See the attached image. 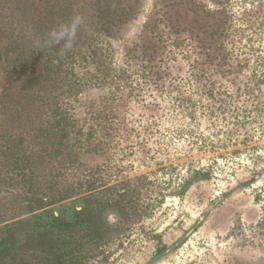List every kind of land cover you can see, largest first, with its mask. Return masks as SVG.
<instances>
[{
    "label": "rangeland",
    "instance_id": "obj_1",
    "mask_svg": "<svg viewBox=\"0 0 264 264\" xmlns=\"http://www.w3.org/2000/svg\"><path fill=\"white\" fill-rule=\"evenodd\" d=\"M67 1L90 30L96 3L126 11L89 39L110 71L88 76L74 103L81 125L109 132L65 176L72 203L55 206H102L103 253L90 264H264V0L0 8Z\"/></svg>",
    "mask_w": 264,
    "mask_h": 264
},
{
    "label": "trees",
    "instance_id": "obj_2",
    "mask_svg": "<svg viewBox=\"0 0 264 264\" xmlns=\"http://www.w3.org/2000/svg\"><path fill=\"white\" fill-rule=\"evenodd\" d=\"M66 3L0 8V201L8 199L0 203V264H90L103 253L102 206L93 209L91 196L70 214L55 206L72 203L75 190L65 176L109 132L81 125L87 121L74 103L88 76L105 79L110 71L89 39L109 34L126 11L117 3H96L97 25L80 26L72 47L62 51L67 39L49 46L47 34L84 18L71 8L75 2Z\"/></svg>",
    "mask_w": 264,
    "mask_h": 264
},
{
    "label": "clouds",
    "instance_id": "obj_3",
    "mask_svg": "<svg viewBox=\"0 0 264 264\" xmlns=\"http://www.w3.org/2000/svg\"><path fill=\"white\" fill-rule=\"evenodd\" d=\"M84 23L82 17L76 16L70 25H61L57 28H53L47 34V38L45 43L51 46L52 44L59 43L61 40L67 39L65 43L64 49L62 51H66L72 47V41L75 39L77 30ZM39 44V42H37Z\"/></svg>",
    "mask_w": 264,
    "mask_h": 264
},
{
    "label": "water",
    "instance_id": "obj_4",
    "mask_svg": "<svg viewBox=\"0 0 264 264\" xmlns=\"http://www.w3.org/2000/svg\"><path fill=\"white\" fill-rule=\"evenodd\" d=\"M226 197V195H224V196H221V197H219L218 199H216L215 201H213L211 204H210V206L207 208V210H206V212L204 213V215L202 216V218L200 219V221L201 220H203V218L205 217V215L207 214V213H209L210 212V210H212L221 200H223L224 198ZM178 244V243H177ZM171 248H169L167 251H169Z\"/></svg>",
    "mask_w": 264,
    "mask_h": 264
}]
</instances>
